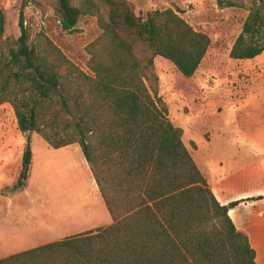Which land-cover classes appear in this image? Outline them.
Wrapping results in <instances>:
<instances>
[{"label": "trees", "instance_id": "16d2710c", "mask_svg": "<svg viewBox=\"0 0 264 264\" xmlns=\"http://www.w3.org/2000/svg\"><path fill=\"white\" fill-rule=\"evenodd\" d=\"M102 1L109 18L89 46V73L44 35L31 40L20 12V35L6 53L0 52V106L11 105L25 136L14 189L23 188L30 176V133L53 149L77 144L112 223L0 259V264H257L247 236L228 215L238 203L217 201L182 131L146 86L134 54L139 42L190 79L209 49V37L172 9L152 10L143 18L123 0ZM56 4L61 29L68 33L95 8L89 0L78 7L71 0ZM254 4L230 50L233 60H252L264 52V3ZM4 22L0 8V38ZM57 102L71 117L74 136L54 143L39 121L43 104Z\"/></svg>", "mask_w": 264, "mask_h": 264}, {"label": "rangeland", "instance_id": "374dc122", "mask_svg": "<svg viewBox=\"0 0 264 264\" xmlns=\"http://www.w3.org/2000/svg\"><path fill=\"white\" fill-rule=\"evenodd\" d=\"M71 1L78 7L83 0ZM89 1L93 2L94 10L90 15L82 17L74 30L68 33L61 29L56 0H31L23 8L25 0H0L5 18L0 52L6 53L18 39V22L22 11L31 40L44 35L78 69L89 73V46L100 36L102 24L108 22L109 18V7L105 2ZM123 1L137 16L143 18L152 10L172 9L193 30L204 33L210 39L209 49L190 79L182 77L168 61L153 56L147 46L139 42L134 46V54L143 67L146 86L152 96L164 104L169 121L182 131V141L200 172L207 171L209 180L215 182L218 177L223 178L253 160V155L246 154L243 161H234L233 150L234 143L239 140L264 138V52L245 61L233 60L229 53L242 32L250 9L255 5L254 0H221L222 4L218 0ZM261 9L264 11V7ZM149 60L152 61L151 65L148 64ZM55 100L58 101L59 98L55 97ZM71 120L58 102L44 103L39 125L52 142L58 143L74 136ZM29 135L31 151L35 157V174L30 196L23 198L17 192L27 186L30 176L23 188L14 189V186L21 169L25 136L18 129L11 105H1L0 225L3 222L5 225L16 223L21 219L15 218L17 206L18 210L29 208L33 212V233L42 237L38 239L41 243L61 241L74 236L70 235L72 233L80 231L79 234H82L111 224L97 187L98 203L89 196L87 188L84 189L82 198L73 202L69 199L71 195L58 193L50 187L47 183L49 178L41 171L47 161H54L55 155L51 151L46 152L47 143L39 134ZM241 149L245 151L250 148ZM47 155L52 158H47ZM261 155L262 152H259V159ZM72 160L77 161L78 156ZM1 167H6L7 170L3 174ZM262 170L264 171V167L256 172L255 182L248 187L234 188L230 196L237 199L248 193L252 195L254 190L263 194ZM11 171L14 174L17 172V175L12 173L11 178ZM10 182L11 186L7 185ZM235 183L237 182L224 183L221 189H226L228 185L234 186ZM68 191H74V188H69ZM49 205L56 207L52 210L48 208ZM85 226L89 227L83 229Z\"/></svg>", "mask_w": 264, "mask_h": 264}, {"label": "crops", "instance_id": "0c3cea01", "mask_svg": "<svg viewBox=\"0 0 264 264\" xmlns=\"http://www.w3.org/2000/svg\"><path fill=\"white\" fill-rule=\"evenodd\" d=\"M234 145L236 146H234L233 150L235 152L233 155L234 161L237 159H241L243 161L246 154L253 155L254 159L250 160V162L244 166L235 169L229 175H224L223 178L222 176L218 177L219 179L217 178L215 182L209 180L206 173L207 171H202L201 169V173H204L203 176L205 177L209 188L222 206H228L233 202L238 203L236 206L228 210V215L234 223L236 229L247 236L250 246L255 252L256 263L264 264V193L259 194L254 192V190L253 193L251 192L252 195H249L248 193L237 199L230 196L234 188H242L243 186L248 187L256 181V172H259L261 168L264 167V138L258 140L253 138L250 140H239L238 142H235ZM241 147L250 149L243 151ZM49 151L55 155L53 157L54 161H47L41 172L49 178L47 183H49L50 187L55 189L58 193L71 195L69 199L73 202H75L78 198H82V194L85 192L84 189L87 188L89 196L93 198V201L98 203V198L96 197L97 186L88 163L86 162L83 154L81 155V149L78 146H66L60 149H53L46 144V152L49 153ZM259 152H262L263 154L260 159L258 158ZM76 155L78 156V160L73 161L72 158ZM47 158L52 157L47 155ZM34 162L35 157L33 154L29 182L22 191L17 192V194H21V197L23 198L30 196V191L32 190V186L34 184ZM254 169L256 171H254ZM6 171V167H1L2 174ZM13 171L10 173L11 178L13 175H17V172L14 174ZM262 172L264 171L262 170ZM66 173H69V175H66ZM228 182L237 183H235L234 186L228 185L226 189H221V186L224 183L227 184ZM11 184L12 183L10 182L7 185L11 186ZM67 187L68 189L74 188V191H68ZM55 207L56 205H49L48 208L54 210ZM18 208L19 207L17 206L15 218L21 217L19 221L16 223L12 222L8 225H5V222H3V224L0 225V259L55 242L45 241V243H41V240L38 241V239H41L42 237L38 236L37 233H33V222L35 221V216L32 215L33 212H30L29 208L19 210ZM87 227L89 226H85L83 229ZM96 228L100 229V227ZM79 232H75L70 235L75 236L79 234Z\"/></svg>", "mask_w": 264, "mask_h": 264}]
</instances>
